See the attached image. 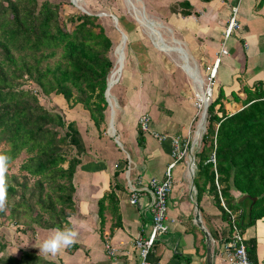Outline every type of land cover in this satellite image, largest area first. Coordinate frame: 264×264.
<instances>
[{
    "label": "crops",
    "instance_id": "1",
    "mask_svg": "<svg viewBox=\"0 0 264 264\" xmlns=\"http://www.w3.org/2000/svg\"><path fill=\"white\" fill-rule=\"evenodd\" d=\"M167 1L163 4L152 0L150 7L158 10L156 16L168 26L170 39L179 42L188 54L198 81L182 69L186 83L179 82L183 76L173 75L172 70L166 74V68L159 62L160 54L140 31H134L135 26L123 22L121 32L126 37L127 49L121 91L113 95L114 107L106 99L111 110L106 132L95 128L81 105L68 108L71 113L81 109L82 121L87 120L88 124L85 126V122L76 118L70 120L75 121L84 148L81 164L73 176L74 207L68 212L70 228L78 233L76 242L56 256L45 255L35 245L54 229L37 228L32 236L22 235L26 240L23 249L34 250L55 264H140L133 241L145 237L151 228L148 184L151 179L163 181L172 162L170 141L159 142L154 138L156 133L191 140L190 156L195 172L193 175L189 172V159L180 161L171 170L173 188L167 198V231L157 238L148 263L223 264L222 244L231 237L234 223L242 234L250 263L264 264V216L252 220L251 215L257 200L252 203L245 198L244 210L241 209L236 201L242 194L230 180L229 191L234 197L233 204L238 206V210H231L220 194L215 175L225 218L209 193V186L203 181L196 184L194 180L201 139L208 127V106L203 116L197 114L196 94L200 87L204 88L216 53L226 51L219 57L209 104L222 91L221 103L229 116L242 109L245 90L253 91L256 86L264 89V0ZM232 18L236 27L226 37ZM56 99L66 103L60 97ZM63 113L67 118L66 111ZM142 116L149 118L148 131L140 129ZM217 127L214 126L215 130ZM118 132L129 144L128 151L120 143ZM131 188L138 193L135 205L129 201ZM106 244L117 250L115 257L107 255Z\"/></svg>",
    "mask_w": 264,
    "mask_h": 264
},
{
    "label": "trees",
    "instance_id": "2",
    "mask_svg": "<svg viewBox=\"0 0 264 264\" xmlns=\"http://www.w3.org/2000/svg\"><path fill=\"white\" fill-rule=\"evenodd\" d=\"M61 11L62 4L49 1L0 2V154L10 158L7 203L0 210V225L70 228L73 176L81 164L83 143L75 122H66L59 112L44 108L37 92L61 96L70 108L81 105L99 131L105 122V90L115 69L109 58L112 40L97 16L87 12L62 16ZM57 55L52 65L42 67ZM27 81L40 90L23 89ZM245 92L242 109L229 116L221 103L222 91L208 105V127L201 139L194 180L209 186L221 208L217 175L226 206L236 211L229 191L232 180L237 192L258 198L251 210L254 220L264 216V89L256 86ZM212 152L215 169L208 162ZM23 153L20 175L9 173V165ZM0 264L55 263L34 250H15L12 244L0 242Z\"/></svg>",
    "mask_w": 264,
    "mask_h": 264
},
{
    "label": "rangeland",
    "instance_id": "3",
    "mask_svg": "<svg viewBox=\"0 0 264 264\" xmlns=\"http://www.w3.org/2000/svg\"><path fill=\"white\" fill-rule=\"evenodd\" d=\"M2 0H0L1 2ZM39 4H41L44 1H49L51 3H59L62 4V11L61 15H69V14H85V12L95 15L98 17V22L103 26V28L106 31V34L111 38L112 40V47L109 52V58L112 60L113 68L115 69L112 71V74L110 77H108V83L111 86V90H109L108 98L111 101L112 107L115 106V100L113 95L117 91H121L120 85L122 82V72L125 62V53L127 49V43L126 39L123 38L122 35V23H129L130 27H136L134 31L141 32L145 38L147 39L149 45L153 50H155L158 54H160L161 66H164L166 68V74L170 73L169 71L172 70L174 73L173 75L180 74L183 76V79L179 82H188L187 78L185 77V73L181 70L180 67V59L177 53L173 52L175 48L170 46H161L159 45L158 41L155 40L156 34L154 31H151L149 28L154 29L157 31V34L162 36L165 41L169 43V45L173 44H179V42H176L173 39H170L171 34L170 30L167 25L163 24L160 20H158L156 13H158V10L156 12L150 7L152 4V0H37ZM163 4H167V0H159ZM136 12V13H135ZM142 17L148 21V23H145L142 20ZM142 20V22H140ZM158 22V23H157ZM141 23V24H140ZM160 24V25H159ZM145 25V26H144ZM124 28H126L124 26ZM148 28V29H147ZM154 32V33H153ZM115 36V37H114ZM120 37V38H119ZM176 43H175V42ZM181 46V45H180ZM182 47V46H181ZM162 50H158V49ZM125 51V52H124ZM59 55V54H58ZM58 55L52 59H49L47 61H44L42 63V67H44L47 63L52 65L56 59L58 58ZM178 63V64H177ZM116 78L115 81L112 83V79ZM23 89H28L34 92V90H40L39 87L31 82L27 81L22 85ZM39 102L40 104L48 109L53 110L55 112H59L64 116L63 111L67 113V118L64 116V119L66 122H71L70 120L73 118H76L81 123L85 122V126H88L87 120L82 121L83 119V113L80 110L73 111V113L69 112L68 104H66L63 101L57 100V97L61 96H51L46 97L42 93L37 92ZM61 99V100H62ZM64 100V99H63ZM108 100V102H109ZM65 101V100H64ZM75 106V105H74ZM73 106V107H74ZM72 108V107H71ZM111 110L110 106L105 111V116L107 120L101 125L100 130L101 132H106L108 128V120L110 116ZM69 115V116H68ZM75 122V121H73ZM76 124V123H75ZM85 126L83 128V131L85 129ZM77 127V125H76ZM83 127V126H82ZM116 128V126H114ZM86 131V130H85ZM118 135H120V143L123 145L124 150H129V144L127 143L126 139H123L121 136V133L118 132ZM26 157V154L23 153L19 159L16 160L14 164L9 165V173L20 175L19 173V164L22 161L23 158ZM34 228V229H33ZM33 228H27L26 225L23 226H17L12 223L0 225V242H8L14 246L15 250L24 247L25 246V238L22 235H29L32 236V233L35 232V229L37 228L34 226ZM26 232V233H25ZM28 233V234H27Z\"/></svg>",
    "mask_w": 264,
    "mask_h": 264
},
{
    "label": "built area",
    "instance_id": "4",
    "mask_svg": "<svg viewBox=\"0 0 264 264\" xmlns=\"http://www.w3.org/2000/svg\"><path fill=\"white\" fill-rule=\"evenodd\" d=\"M236 27V21L232 18L226 28L225 36L228 37L232 30ZM226 54L225 50L216 53V59L213 66L209 69V74L206 76L202 94H196L197 114L204 115L206 108L213 96V85L216 77V71L220 63V55ZM148 116H142L139 119V126L142 131H148ZM154 138L159 142L170 141L172 162L166 169L165 179L158 181L151 179L148 184V192L151 195L149 210L151 213V228L145 237H138L133 241V246L138 250L141 259L140 264H149L147 258L151 253L157 238L167 231L166 216H167V198L173 188L172 169L183 160L189 159V172L191 175L195 172L194 159L190 156L192 150L191 140L181 139L179 137H169L166 135L154 134ZM209 162L213 165L216 163L215 154L212 153ZM217 184V183H216ZM138 193L131 188L130 203L135 205L137 202ZM106 253L109 257H115L117 250L111 245L106 244ZM223 264H251L247 249L237 226L233 223L231 237L222 244Z\"/></svg>",
    "mask_w": 264,
    "mask_h": 264
},
{
    "label": "clouds",
    "instance_id": "5",
    "mask_svg": "<svg viewBox=\"0 0 264 264\" xmlns=\"http://www.w3.org/2000/svg\"><path fill=\"white\" fill-rule=\"evenodd\" d=\"M9 157L0 154V210H3L7 203V182L6 172ZM78 233L72 228H57L43 242L35 245L45 255L56 256L62 249L72 246L76 242Z\"/></svg>",
    "mask_w": 264,
    "mask_h": 264
},
{
    "label": "bare ground",
    "instance_id": "6",
    "mask_svg": "<svg viewBox=\"0 0 264 264\" xmlns=\"http://www.w3.org/2000/svg\"><path fill=\"white\" fill-rule=\"evenodd\" d=\"M136 13V12H135ZM142 20L145 23H148V21H146L143 17ZM142 20H140V22H142ZM141 24V23H140ZM149 24V23H148ZM145 26V25H144ZM149 28L151 29V31H154L156 34V38L155 40L158 41L159 45L161 46H170L175 48V50H173V52L177 53L180 59V67L182 68L183 71H185V73H187L189 76H191L193 79L195 78L196 81H198V77H197V73L195 71V69L191 66L190 64V58L188 56V54L186 53V51L177 44H173L172 46L169 45V43L167 41H165V39L162 38V36L157 34V31H155L154 29H152L150 27L149 24ZM148 29V28H147ZM153 32V33H154ZM124 38V37H123ZM175 42V41H174ZM176 43V42H175ZM178 64V63H177ZM108 87H109V83H108ZM199 95L202 94V88L200 87V92L198 93Z\"/></svg>",
    "mask_w": 264,
    "mask_h": 264
},
{
    "label": "water",
    "instance_id": "7",
    "mask_svg": "<svg viewBox=\"0 0 264 264\" xmlns=\"http://www.w3.org/2000/svg\"><path fill=\"white\" fill-rule=\"evenodd\" d=\"M123 36H124V35H123ZM124 38L126 39L125 36H124ZM108 90H109V87H108V82H107V88H106V90H105V97H106V99L108 98ZM107 100H108V99H107ZM245 198H249V199H251V200H252V203H254V202L257 200L256 197H255V198H252V197H250L248 194H242V195L240 196V198L237 199L236 204H237L241 209H243V210H244V208H243V204H242V202H243V200H244Z\"/></svg>",
    "mask_w": 264,
    "mask_h": 264
}]
</instances>
